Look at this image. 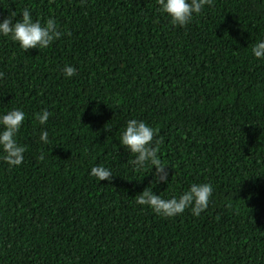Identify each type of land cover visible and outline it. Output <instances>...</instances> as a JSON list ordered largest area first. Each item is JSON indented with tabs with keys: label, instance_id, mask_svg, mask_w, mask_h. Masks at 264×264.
Wrapping results in <instances>:
<instances>
[{
	"label": "trees",
	"instance_id": "1",
	"mask_svg": "<svg viewBox=\"0 0 264 264\" xmlns=\"http://www.w3.org/2000/svg\"><path fill=\"white\" fill-rule=\"evenodd\" d=\"M25 8L61 36L26 52L0 37V113L25 112L26 148L19 167L0 160V264H264V0H213L183 28L156 0H0V19ZM132 118L159 129L166 185L119 145ZM193 183L213 187L198 217L135 202Z\"/></svg>",
	"mask_w": 264,
	"mask_h": 264
},
{
	"label": "clouds",
	"instance_id": "2",
	"mask_svg": "<svg viewBox=\"0 0 264 264\" xmlns=\"http://www.w3.org/2000/svg\"><path fill=\"white\" fill-rule=\"evenodd\" d=\"M156 3L159 11L166 14L174 26L183 28L194 16L199 15L205 6H211L213 0H156ZM60 36L61 32L57 29L54 19L47 18L42 24L40 19H33L28 8L19 12V18L16 11L9 10L8 15L0 19V37L9 38L24 52L29 49L38 51L46 49ZM251 54L257 60H264V38L253 44ZM61 72L66 78L71 79L76 75L77 69L66 64ZM33 116L39 125H46L51 113L42 108ZM24 120L25 112L20 108L0 113V160L9 167H19L24 161L23 154L26 148L17 140ZM38 141L45 145L49 143V133L44 128L39 131ZM118 141L125 151L133 154L131 161L133 168L151 166L152 175L148 185H166L170 170H166L158 156L160 143L158 128L143 120L128 119ZM88 175L100 182H111L113 178L111 169L100 165L92 166ZM212 193L213 187L210 183H193L179 195L162 198L153 191V188L147 186L135 195V202L140 206H147L154 214L165 218L183 214L186 209L192 216L198 217L207 209Z\"/></svg>",
	"mask_w": 264,
	"mask_h": 264
}]
</instances>
